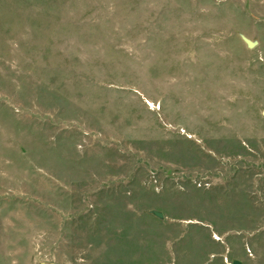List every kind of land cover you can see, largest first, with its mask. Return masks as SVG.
Masks as SVG:
<instances>
[{"label": "rangeland", "instance_id": "374dc122", "mask_svg": "<svg viewBox=\"0 0 264 264\" xmlns=\"http://www.w3.org/2000/svg\"><path fill=\"white\" fill-rule=\"evenodd\" d=\"M234 260L264 264V0H0V264Z\"/></svg>", "mask_w": 264, "mask_h": 264}, {"label": "water", "instance_id": "95a60500", "mask_svg": "<svg viewBox=\"0 0 264 264\" xmlns=\"http://www.w3.org/2000/svg\"><path fill=\"white\" fill-rule=\"evenodd\" d=\"M242 41L247 46V48H249V49L253 48V44L249 40H247L246 38H242ZM152 215L158 219H162V217H163L161 213L155 212V211L152 212ZM41 264H54V263H41ZM231 264H242V263L238 260H234V261H232Z\"/></svg>", "mask_w": 264, "mask_h": 264}]
</instances>
